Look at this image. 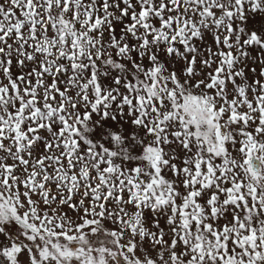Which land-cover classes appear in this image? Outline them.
<instances>
[{
    "label": "snow or ice",
    "instance_id": "6c2138e0",
    "mask_svg": "<svg viewBox=\"0 0 264 264\" xmlns=\"http://www.w3.org/2000/svg\"><path fill=\"white\" fill-rule=\"evenodd\" d=\"M0 264H264V0H0Z\"/></svg>",
    "mask_w": 264,
    "mask_h": 264
}]
</instances>
